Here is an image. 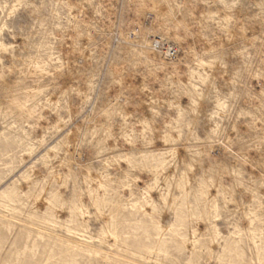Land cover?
<instances>
[{"label":"rangeland","instance_id":"rangeland-1","mask_svg":"<svg viewBox=\"0 0 264 264\" xmlns=\"http://www.w3.org/2000/svg\"><path fill=\"white\" fill-rule=\"evenodd\" d=\"M75 1L0 0V264H264V0Z\"/></svg>","mask_w":264,"mask_h":264},{"label":"bare ground","instance_id":"bare-ground-1","mask_svg":"<svg viewBox=\"0 0 264 264\" xmlns=\"http://www.w3.org/2000/svg\"><path fill=\"white\" fill-rule=\"evenodd\" d=\"M79 0H76L77 3ZM144 48L153 56H163L164 53L167 58L175 59L178 55V47L176 45H171L169 43H165L163 40L154 39V40H147L146 45ZM159 48V49H158ZM162 49V50H160Z\"/></svg>","mask_w":264,"mask_h":264}]
</instances>
